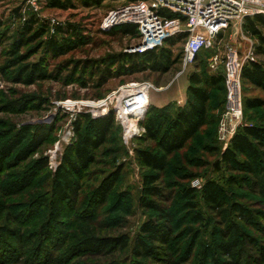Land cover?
I'll use <instances>...</instances> for the list:
<instances>
[{
  "label": "rangeland",
  "instance_id": "374dc122",
  "mask_svg": "<svg viewBox=\"0 0 264 264\" xmlns=\"http://www.w3.org/2000/svg\"><path fill=\"white\" fill-rule=\"evenodd\" d=\"M72 2L73 7L60 9L40 0L36 9L28 0H0V18L4 22V34L0 38V264H58L60 260H64L62 264H199L206 248L213 242V229L223 222L221 215L204 203L201 187L194 184L195 180L204 184L209 179L220 182L227 189L231 204H241L252 212V221L237 218L242 229L255 239L254 243L245 246L244 261H252L264 251V196L254 184L250 185L254 178L251 175L217 167L221 150H224V144L217 138L224 110L218 112L219 121L215 126L204 127L185 147L170 156L168 169L156 183L161 194L152 196L151 200L174 215L171 222L176 237L174 246L155 242L152 255L140 258L134 253L142 224L148 219H159L155 208L141 203L144 175L150 169L137 155L138 149H151L155 142L147 137L146 127L129 136L116 117L108 142L97 149L94 162L76 177L78 194L75 202L66 204L57 215L51 204L54 176L66 149L76 141L77 121L84 115L102 118L111 112L114 114L110 109L114 97L122 98L137 87L149 85L150 101L141 102L151 105L143 118H138L139 124L144 125L153 106L160 109L157 115L161 119L164 117L165 122H170L177 110L168 108L177 109L186 103L189 76L196 70L195 62L184 68L180 58L184 42H180L172 46L175 60L168 70L149 69L118 75L108 79L103 86L98 85L96 71L99 66L107 65L105 61L110 56L139 52L132 50L141 42L139 33H107L115 26L102 27L111 10L130 1L103 0L95 6L83 5L81 0ZM32 16L38 18V23L25 39L26 43L17 54L8 53L18 41L22 26ZM42 24L48 26V30L39 35ZM68 24L81 32L84 43L55 57L48 51V40L52 36H69L57 32L58 27L65 28ZM232 34L226 33L223 42H234ZM211 57L207 56L208 62ZM12 59L19 63L3 70ZM254 59L264 64V55H255ZM34 63L40 64L46 77L40 79L38 76L33 83H25L17 77L14 71L20 66ZM111 69L117 70L118 65ZM205 70L222 72L221 68L212 72L208 66ZM245 96L264 94L242 80L243 101ZM68 100L76 105L66 106ZM214 100H217L216 95ZM245 123L264 125V107L243 108L240 126ZM114 171H119L118 180L107 201L97 210L91 208L89 203L94 191ZM185 174L191 177H182ZM230 176L236 180L234 184L227 182ZM24 178L27 179L25 187L9 193L6 186ZM188 186L197 188L196 194L189 199L194 204L190 209L194 211L187 209L186 200L179 196V191ZM194 212L201 215L199 221L191 217ZM188 227L194 228L196 236L187 233ZM48 231L52 232L51 236ZM124 235L129 239L125 247L118 242L111 251L79 248L88 238ZM216 260V264L234 263L221 255H217ZM208 264L214 263L208 261Z\"/></svg>",
  "mask_w": 264,
  "mask_h": 264
},
{
  "label": "trees",
  "instance_id": "16d2710c",
  "mask_svg": "<svg viewBox=\"0 0 264 264\" xmlns=\"http://www.w3.org/2000/svg\"><path fill=\"white\" fill-rule=\"evenodd\" d=\"M46 1L50 7L54 8L69 9L74 6L72 0ZM102 1L81 0L83 5L88 6L99 5ZM161 13L171 19L181 17L182 20H186L185 17L174 12L162 11ZM36 23H38L36 16L26 20L19 32L18 41L14 42L13 48L8 50V53H12V51L15 54L18 53L20 47L26 43L25 39L35 29ZM3 26L4 22L0 18V38L4 34ZM244 27L245 31L257 40L255 42V55H264V14L259 13L253 17H247ZM39 29L41 32L39 35H43L47 32L48 26L43 27L42 24ZM108 31L107 33H123L126 35L139 33L138 25L134 23L119 24ZM57 32L69 36H63L62 38L50 37L47 45L48 51L55 57L74 50L84 43L81 32L75 29L73 24H68L65 28L58 27ZM187 35V32H182L169 37L162 46L154 49L143 52H125L110 56L109 60L105 61L107 65L103 66V68L99 66L96 71L99 76L98 85L103 86L108 79L118 75L134 74L149 69L153 71L168 70L175 60L172 46L180 42L185 43ZM183 52L180 57L181 60ZM213 54V49H204L197 55L195 61L196 70L189 76V96L187 101L177 109L172 106L168 108L177 110L170 122H165L163 115L161 119L157 115L160 109L154 106L152 107V112L149 111L147 113V117L143 122L147 130V137L154 140L155 144L151 149H138L137 151L139 160L150 169V172L144 175L141 203L143 206L155 208L159 219H148L142 224L134 245V253L137 257L145 258L152 255L155 250L153 244L155 242L174 246L173 242L176 237L171 230V222L174 220V215L171 211L153 203L151 197L161 194L156 183L162 179L164 172L168 169L170 156L185 147L188 141L194 138L204 127L215 126L219 121L218 112L223 111L225 108L226 85L224 74L222 72L210 73L205 70L207 66L209 67L207 56ZM18 63L15 59L9 60L7 66H3V70ZM114 65H118V69L112 71L111 68ZM14 72L25 83H33L39 79L37 78L38 76L42 79L47 75L40 64L37 63L20 66ZM242 80L256 87L264 94V64L257 59L247 62L243 67ZM214 95L217 96L216 101L214 100ZM212 100L215 101L214 105ZM261 107H264V96H245L243 101L245 110H254ZM115 124V116L112 112L102 118H91L89 115H84L77 121L76 129L78 135L76 141L66 149L62 163L54 176L55 187L51 204L55 208L57 215L60 214L66 204L73 205L75 202L78 194L77 175L94 162L97 149L108 142ZM220 154L217 167H224L241 174L251 175L254 178L253 181H250V185L253 186L254 184L264 196V125L245 123L239 126L229 146L221 150ZM118 173L119 171H114L110 176L103 179L90 199L89 205L91 208L93 207L97 210L100 205L107 201L112 188L118 180ZM182 177L189 179L191 176L185 174ZM25 178L13 185L6 186V189L10 191L9 193H16V191L25 187L24 181L27 180ZM227 182L234 184L236 180L230 176ZM196 192L197 188L190 186L179 191V196L182 200H186L184 205L191 211L194 210L190 209V206H194V204L189 199ZM200 193L207 207L220 214L223 222L221 226L213 229V242L211 246L206 248L204 257L199 264H208V261L216 264L217 255L229 257L234 262L233 264H264V251L260 252L254 259L251 257L252 261H244L247 254L245 246L246 244L254 243L255 239L248 231L242 229L237 218L252 221L254 220L252 212L241 204H231L227 189L218 181L207 180L202 185ZM193 216L195 220H200L201 215L199 212L192 213L191 217ZM186 231L190 235L196 236L193 227H188ZM51 235L52 232L48 231V236ZM118 242L125 247L128 246L129 239L125 235L118 238H88L79 248L94 252L103 251L105 248L111 251L112 247ZM187 248L185 247L186 250ZM62 263H64V260H60L58 264Z\"/></svg>",
  "mask_w": 264,
  "mask_h": 264
},
{
  "label": "built area",
  "instance_id": "2783aa9c",
  "mask_svg": "<svg viewBox=\"0 0 264 264\" xmlns=\"http://www.w3.org/2000/svg\"><path fill=\"white\" fill-rule=\"evenodd\" d=\"M39 1L28 0L36 9ZM162 11L174 12L186 20L181 17L168 18ZM259 13L264 14V0H138L111 10L104 18L102 27L107 29L123 23L138 25L141 42L132 50L139 52L160 47L167 38L187 32L182 57L184 68L193 64L202 50L214 49L215 52L208 62L209 67L212 72L222 69L226 85V104L218 127V138L225 149L243 119V67L254 60L255 56V41L244 30L245 21L247 17ZM233 32L237 34L239 43L223 42V36ZM242 42L245 43L244 47ZM137 93L144 101H150L147 85L127 92L122 98L114 97L115 102L110 105L116 120L122 122L125 132L131 137L140 130H145L143 125L134 132V127L130 128V125H137V120H134L136 117L142 119L150 105L143 104L144 102L136 104L134 101ZM75 105L76 102H66L68 107ZM137 105L141 106L139 112L132 113L130 110ZM129 119H132L131 123L128 122ZM194 184L198 187L203 185L200 180H195Z\"/></svg>",
  "mask_w": 264,
  "mask_h": 264
},
{
  "label": "bare ground",
  "instance_id": "6f19581e",
  "mask_svg": "<svg viewBox=\"0 0 264 264\" xmlns=\"http://www.w3.org/2000/svg\"><path fill=\"white\" fill-rule=\"evenodd\" d=\"M136 96V101H134L136 104H138L139 102H141L143 99H142V96H140L139 94H136L135 95ZM143 104H150V102L149 103H143ZM151 105V104H150ZM141 106H139V105H137V106H135L134 108H132L130 111L132 112V113H135V112H139V108H140ZM143 107V106H142ZM138 109V110H137ZM134 115V114H133ZM136 120H137V125H135V123H131V125H130V128L131 127H134V132H136L137 131V127H141V125L139 124V122H140V120H138V117H136V119L134 120L135 122H136ZM135 125V126H134ZM133 131V130H132Z\"/></svg>",
  "mask_w": 264,
  "mask_h": 264
},
{
  "label": "crops",
  "instance_id": "0c3cea01",
  "mask_svg": "<svg viewBox=\"0 0 264 264\" xmlns=\"http://www.w3.org/2000/svg\"><path fill=\"white\" fill-rule=\"evenodd\" d=\"M232 34V33H231ZM235 38V39H233V41L235 42V43H237L239 40H238V38H237V34H235L234 32H233V34H232V36H231V38ZM237 38V39H236ZM239 43V42H238ZM237 43V44H238ZM244 45H245V43L244 42H242V46L244 47ZM219 73V72H218Z\"/></svg>",
  "mask_w": 264,
  "mask_h": 264
}]
</instances>
